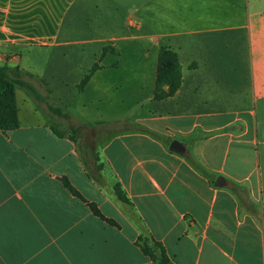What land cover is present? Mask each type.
I'll return each instance as SVG.
<instances>
[{
    "label": "crops",
    "instance_id": "0c3cea01",
    "mask_svg": "<svg viewBox=\"0 0 264 264\" xmlns=\"http://www.w3.org/2000/svg\"><path fill=\"white\" fill-rule=\"evenodd\" d=\"M93 42L102 45L92 61H76L71 48ZM162 47L181 76L157 98ZM3 64L37 97L15 85L17 125L0 129V264H155L141 235L174 264H264V0H0ZM50 65L81 76H61L57 94ZM126 75L147 95L132 129L86 146L99 156L91 172L79 136H57L52 122L103 121L98 106Z\"/></svg>",
    "mask_w": 264,
    "mask_h": 264
},
{
    "label": "trees",
    "instance_id": "16d2710c",
    "mask_svg": "<svg viewBox=\"0 0 264 264\" xmlns=\"http://www.w3.org/2000/svg\"><path fill=\"white\" fill-rule=\"evenodd\" d=\"M95 68L96 65L93 64L83 75L82 79L78 84L79 88H81L85 84V82L88 80L89 76L92 74ZM180 76V65L178 63L177 54L167 47H162L158 56V72L156 75L153 90L154 96L157 98H161L173 94L179 87ZM15 85H19L21 87L26 88L35 97H37V93L32 87V85H30L28 81L22 79V73L20 72L17 66L9 67L5 64L0 65V120L7 121V125H4V127H0V129H9L17 125ZM164 85L167 86L165 90L163 89ZM47 106L52 112L56 113L58 116L64 119L69 118L65 113L61 112L57 107L52 106L50 103H48ZM67 125L68 126L64 129V131H61L53 126L51 128L53 132L59 137L66 135L65 133L67 132L68 138L71 139L73 142L77 140V137L80 136V133L85 126L93 127L95 132L93 137L97 140L115 134L117 132L132 129V126L130 128H126L127 122L123 120L112 123L99 121L74 124L68 123ZM87 174L88 176L92 177L93 180L96 181L95 176L92 175L89 171L87 172ZM63 183L72 194L77 195L79 198L85 201L87 206L95 215L104 218L94 202H90L84 199L82 195L79 194L74 188H72V186L65 179H63ZM114 193L116 194L118 200L125 203L129 202L128 198L125 196L118 183L114 185ZM104 219L111 224H116L110 218ZM148 237L150 239V243L146 242L142 236L137 237L136 243L141 248V250L155 264H174L166 254L165 248L162 243L152 236Z\"/></svg>",
    "mask_w": 264,
    "mask_h": 264
},
{
    "label": "rangeland",
    "instance_id": "374dc122",
    "mask_svg": "<svg viewBox=\"0 0 264 264\" xmlns=\"http://www.w3.org/2000/svg\"><path fill=\"white\" fill-rule=\"evenodd\" d=\"M102 45L101 42H93V43H85L81 47L76 46L74 48H71L72 52H74V55L76 56L77 59L76 61L82 63V64H88L92 61V52L96 53V51L100 48ZM99 57V55H98ZM105 57L103 58H98L97 60L100 62L103 61ZM44 60V59H43ZM136 60V58L134 59ZM122 63H125L123 65L129 66L132 64V57H125L120 60ZM95 65H97V62H94ZM73 67V65L71 66ZM78 70V68H77ZM78 72V71H77ZM64 76L67 77L69 80L72 78H78V76H81V73H61L59 69L53 68V66H48V68L45 70L44 73V78L47 79V83L52 84L54 87V92L62 93L61 86L59 84L60 77ZM112 77V75H110ZM117 76V74H115ZM131 75H126V80L125 83H120L118 84H113L112 86L109 87V89L106 91L105 94H107V101L102 105L98 106V108L101 107L102 109V114H103V121L106 123H112V122H117V121H126L127 125L126 128H130L131 126L134 125V118L137 112H139L140 107H138L139 100L142 98L143 95H147V93L143 92L141 93L138 91L132 83L130 78ZM19 88L16 86V90L18 93L20 91L18 90ZM69 93V92H68ZM91 111V110H90ZM52 123L55 124V126L61 130L64 131V129L68 126V122H63L62 124L59 125L58 122L53 121ZM70 123H77L76 121H72ZM80 123V122H78ZM4 125H7V121H1L0 120V127H4ZM132 128V127H131ZM140 127H137V129ZM136 129V128H135ZM122 132V131H121ZM66 135L68 134L67 132L65 133ZM95 140L93 139V129L90 127H84L83 131L80 133V136L78 137V148L80 152H85L84 155L87 158V168L91 172H95V161L99 158V156H94V158H91L88 152L85 151L86 146L94 145ZM101 142L99 141L98 144ZM88 149V148H87ZM84 150V151H83ZM97 158V159H96ZM92 159V160H91ZM98 169V168H97ZM100 173V170H99ZM107 175V174H106ZM108 178L110 181H114V178L111 176L110 173H108ZM101 177V174H100ZM106 179V178H104ZM116 183L114 182L112 187L113 189H110L111 193H114V185ZM110 185V184H109ZM143 239H145L146 242L150 243V239L147 235H141ZM142 241V240H141ZM140 241V242H141Z\"/></svg>",
    "mask_w": 264,
    "mask_h": 264
},
{
    "label": "water",
    "instance_id": "95a60500",
    "mask_svg": "<svg viewBox=\"0 0 264 264\" xmlns=\"http://www.w3.org/2000/svg\"><path fill=\"white\" fill-rule=\"evenodd\" d=\"M170 149L180 152L182 151V146L180 145V143L176 140H173L170 144ZM223 183V177L218 176L215 180V184L216 185H221Z\"/></svg>",
    "mask_w": 264,
    "mask_h": 264
}]
</instances>
